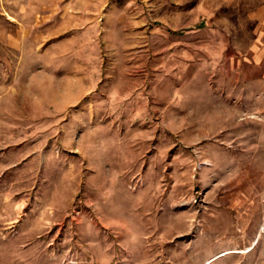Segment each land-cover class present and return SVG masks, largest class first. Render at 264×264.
<instances>
[{
  "label": "rangeland",
  "instance_id": "1",
  "mask_svg": "<svg viewBox=\"0 0 264 264\" xmlns=\"http://www.w3.org/2000/svg\"><path fill=\"white\" fill-rule=\"evenodd\" d=\"M252 7L0 0V264H264Z\"/></svg>",
  "mask_w": 264,
  "mask_h": 264
},
{
  "label": "crops",
  "instance_id": "2",
  "mask_svg": "<svg viewBox=\"0 0 264 264\" xmlns=\"http://www.w3.org/2000/svg\"><path fill=\"white\" fill-rule=\"evenodd\" d=\"M249 2L253 7L250 10L252 12V16L257 19L258 24H262L261 32H259V35H261V39L264 40V0H237V4L240 5H246V3ZM255 57L253 60L255 61V67L257 68H264V60L261 59L260 52H257L254 50ZM264 58V56H263Z\"/></svg>",
  "mask_w": 264,
  "mask_h": 264
}]
</instances>
